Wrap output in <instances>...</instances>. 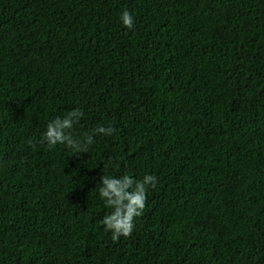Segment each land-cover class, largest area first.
<instances>
[{
  "label": "trees",
  "instance_id": "obj_1",
  "mask_svg": "<svg viewBox=\"0 0 264 264\" xmlns=\"http://www.w3.org/2000/svg\"><path fill=\"white\" fill-rule=\"evenodd\" d=\"M103 174L157 177L115 243ZM0 264H264V0H0Z\"/></svg>",
  "mask_w": 264,
  "mask_h": 264
},
{
  "label": "clouds",
  "instance_id": "obj_2",
  "mask_svg": "<svg viewBox=\"0 0 264 264\" xmlns=\"http://www.w3.org/2000/svg\"><path fill=\"white\" fill-rule=\"evenodd\" d=\"M120 20L126 29L131 30L134 27L133 16L127 10L122 12ZM82 118L83 111L79 107L68 111L62 117L57 116L47 124L40 142L46 144L48 148L64 145L75 153L83 154L88 153L96 136L108 137L115 132L112 126L97 125L89 132L76 136L73 129ZM29 144L34 147L31 141ZM106 166L103 164V169ZM156 184L157 177L152 174H146L141 179H135L128 174L119 177L103 174L100 178L99 197L104 207L110 209V212L100 220V224L105 232L111 234L114 243L121 237L128 238L132 235L136 218L144 213L147 192L149 188L154 189Z\"/></svg>",
  "mask_w": 264,
  "mask_h": 264
}]
</instances>
